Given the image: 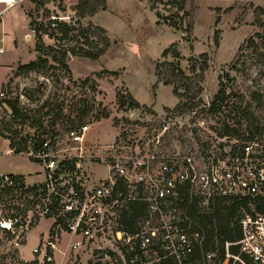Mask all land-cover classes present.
Segmentation results:
<instances>
[{
    "label": "rangeland",
    "instance_id": "obj_1",
    "mask_svg": "<svg viewBox=\"0 0 264 264\" xmlns=\"http://www.w3.org/2000/svg\"><path fill=\"white\" fill-rule=\"evenodd\" d=\"M77 1L63 4L54 0V6L57 10L66 6L67 14L73 15L71 7ZM105 2V9L80 19L83 26L92 24L105 30L110 46L102 56L91 60L68 54L67 70L49 57L44 67L27 73L19 66L41 54L35 49V31L30 32V25L46 27V9L40 0H23L7 9L0 3V169L38 168L24 153H4L12 136L27 138L37 129L30 125L31 118L26 123L14 118L6 100H17V105L42 120L44 127H50L52 114L46 115L39 107L47 102L56 109L62 102V113L50 128L79 125L80 119L89 123L88 136L99 144L102 155L109 153L118 136L145 146L158 139L157 148L167 153L190 148L227 150L234 142L243 141L220 137L219 120L228 118L236 124L235 107L246 103L251 104L255 122L264 125V0ZM42 40L69 52L76 46L87 48L74 39H54L49 34ZM173 67L181 69L185 77L164 83ZM220 85L225 88L226 100L219 113L212 114L207 106ZM177 93L185 94L182 99L192 107L179 115L171 111L180 101ZM128 95L139 107H129L128 101L120 105V96ZM77 107L87 109L82 118H78ZM255 141L264 143V138ZM105 174L102 168V176ZM249 207L253 210V203ZM34 234L35 230L25 251H29ZM113 257L102 259L99 255L88 260L86 255L82 264H117Z\"/></svg>",
    "mask_w": 264,
    "mask_h": 264
},
{
    "label": "built area",
    "instance_id": "obj_2",
    "mask_svg": "<svg viewBox=\"0 0 264 264\" xmlns=\"http://www.w3.org/2000/svg\"><path fill=\"white\" fill-rule=\"evenodd\" d=\"M20 1L0 3L7 9ZM43 5L51 27L78 25L75 3L73 15L66 6L57 10L54 0ZM35 128L25 144L17 141L6 150L37 164L31 180L0 170V264H82L86 255L114 256L117 264H264V212H243L241 236L224 243L223 255L214 249L198 256L202 238L177 202L182 186L203 203L227 196L264 198V143L167 153L157 148L158 139L145 146L118 136L102 155L87 122ZM135 203L143 205L142 216H121Z\"/></svg>",
    "mask_w": 264,
    "mask_h": 264
},
{
    "label": "trees",
    "instance_id": "obj_3",
    "mask_svg": "<svg viewBox=\"0 0 264 264\" xmlns=\"http://www.w3.org/2000/svg\"><path fill=\"white\" fill-rule=\"evenodd\" d=\"M47 0H40L43 4ZM170 2H177L178 0H169ZM76 11L78 17V25L71 26L66 23H58L54 28L50 25V20H48L46 27L43 25H36L34 28L36 45L35 49L41 54L36 60H31L25 64L19 66V70L27 73L30 71L38 70L39 68L44 67L48 62L50 57L53 62H55L58 67L68 69L66 57L68 54L75 56L85 57L91 60L98 59L102 56L108 47L110 42L106 36V32L103 28L88 24L87 26L81 25L79 19L86 16H93L100 9L106 8L105 0H78L76 4L72 7ZM50 13L46 10L45 17L49 18ZM58 33H61L60 36H57ZM45 34L51 35L54 39H74L78 45L84 43L87 45V48L81 46H76L72 48L69 52L68 49H56L53 46H48L43 44V36ZM96 38L93 40L92 38ZM78 38H82L83 42H79ZM217 44V39L215 40ZM166 51H164V54ZM45 55V56H43ZM204 67L202 70L204 71ZM115 74V72H113ZM159 74V73H158ZM185 77L184 72L178 67L170 68L166 73L165 78L163 79L164 83H171L177 78ZM85 82V81H84ZM26 93V92H25ZM225 88L220 85L219 90L213 95V98L207 106V111L216 114L219 113L222 108L223 103L226 100ZM28 95V93H27ZM185 94L177 93V96L180 98V101L171 109L175 114H182L185 111L192 109V107L183 100ZM257 100V108H262L261 102L254 96ZM9 104L14 118H20L21 123H26L31 118L29 122L30 125L44 128V122L40 119H36L30 116L29 112L22 110L17 105V100L12 103L10 100H6ZM126 101L129 103V107H139V103L135 101L130 95L120 96L119 103L122 107L125 105ZM251 104L246 103L244 106L237 105L236 110V124H232L228 118H223L219 120L221 125L218 135L220 137L235 138L239 141H253L264 138V125H259L255 122V117L253 111L250 110ZM45 109L44 113L46 115H51V120L49 126L52 127L56 119H58L62 113L63 103L57 104V108L50 106L49 103L45 102L39 107V110ZM36 110V111H39ZM205 110V109H203ZM53 111V113H51ZM87 109L77 107V112L79 114L78 118H82ZM206 111V110H205ZM96 115L95 117H99ZM103 116L108 117V113L104 112ZM244 120V123L243 121ZM81 124V119L80 123ZM52 125V126H51ZM71 126V125H70ZM160 128L162 124H159ZM0 134H2L0 130ZM26 136L17 138L16 135L12 136L10 139V146L15 142H19L21 145L26 143ZM177 202L180 208L185 212L186 216H189L191 221V227L194 231H197L202 238L200 244V253L201 255L206 250L217 249L220 255H223V247L226 241L234 242L238 240L241 236V228L239 224V219L243 212H264V198L250 197V196H227V197H217L208 200L206 203H203L201 196L197 195L186 186L179 188L177 192ZM253 203V210L249 207V204ZM145 213L143 205L133 204L129 207V210L123 211L121 216H142ZM231 251L237 252V246H231Z\"/></svg>",
    "mask_w": 264,
    "mask_h": 264
},
{
    "label": "crops",
    "instance_id": "obj_4",
    "mask_svg": "<svg viewBox=\"0 0 264 264\" xmlns=\"http://www.w3.org/2000/svg\"><path fill=\"white\" fill-rule=\"evenodd\" d=\"M90 139H92L91 137H90ZM6 150H7V148L5 149V151H4V153L5 154H7V155H10V154H8V153H6ZM34 165V164H33ZM35 169L36 168H34L33 170H27V171H10V170H7V169H0L1 171H3V172H11V173H19V174H23L24 176H26V178H27V180H31V176H30V174L31 173H33V171H35ZM35 234H36V232H35ZM35 234H34V238H35ZM24 251L26 250V246L24 247V249H23ZM26 252V251H25Z\"/></svg>",
    "mask_w": 264,
    "mask_h": 264
}]
</instances>
